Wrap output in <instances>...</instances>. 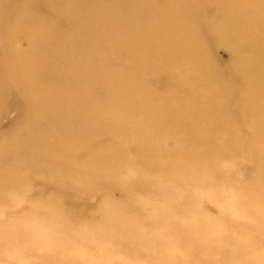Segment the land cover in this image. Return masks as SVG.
I'll return each instance as SVG.
<instances>
[{"label":"bare ground","instance_id":"1","mask_svg":"<svg viewBox=\"0 0 264 264\" xmlns=\"http://www.w3.org/2000/svg\"><path fill=\"white\" fill-rule=\"evenodd\" d=\"M0 26V105L37 120L1 158L0 264H264L263 165L261 184L237 167L264 147V70L225 74L209 53L262 57L264 0H0ZM33 171L58 191L21 213ZM101 177L126 200L81 224L63 205Z\"/></svg>","mask_w":264,"mask_h":264},{"label":"rangeland","instance_id":"2","mask_svg":"<svg viewBox=\"0 0 264 264\" xmlns=\"http://www.w3.org/2000/svg\"><path fill=\"white\" fill-rule=\"evenodd\" d=\"M101 1L105 2L107 0ZM255 16L257 18L261 17L259 11L256 12ZM26 36L27 35L24 33L23 37ZM209 53L217 70L222 71V73L225 74H240V68L242 67H246L245 71L252 73H260L264 70V55L259 58L253 55H248L241 49H238V47L233 43H212L209 47ZM101 55L105 56L107 53ZM58 64H61V62ZM148 78L158 79V75L151 74L148 76ZM197 84L202 90H205L208 87L207 81L205 79H199ZM157 86L161 88L160 94L170 92L166 86H162L161 84ZM21 104L22 102L20 99L11 97L6 102L2 103V105H0V162L3 154L9 153L7 152V149L10 148L13 150H18L23 146L24 143L28 142V140L25 139L28 135V132L37 126V120H35L33 117L19 119V113L22 107ZM197 135H199V133L193 130L187 132L188 142L191 144L194 143L196 141ZM254 147L257 149V154L259 155L258 162H253L252 160H247L245 158L243 159L241 157L237 167L240 174L245 175L252 183L261 184L259 177L253 178V175H257L259 173L258 168L260 165H263V169L260 170V173L264 176V147L257 144H255ZM43 177L44 174H42L40 171L32 172V177L30 178L31 180L26 186V198L17 204V209L21 213H27L31 210L33 204L35 203V197L40 196L44 200H48L49 198H53V194L58 191L56 182H53L52 180H43L41 183H39ZM240 180H242V176L240 177ZM42 188V191H38ZM96 188L98 191L89 192L85 196H80L77 193H73L71 196H68L66 203L63 205V207L66 209L65 211L69 212V214L79 216L78 219L82 220L80 221L81 224L86 222L84 220L86 217H90L94 220H101L103 218L104 212L99 208V204L101 203L103 195H105V197L109 198L115 204H119L126 200L127 192L121 188L113 187L111 182L105 177H101V179H99ZM70 205L73 206V211L68 209ZM206 208L209 215L215 217H219L221 215V209L216 203L207 204ZM0 215L1 220L4 214ZM241 221L243 228L238 233V238L245 237L250 228H255L250 225L246 218L242 217ZM77 252L79 254H83L86 252V249L82 246H78ZM103 264H109V262L104 261Z\"/></svg>","mask_w":264,"mask_h":264}]
</instances>
